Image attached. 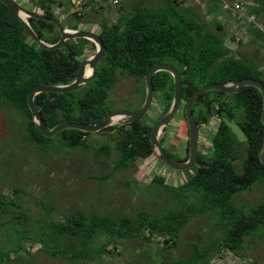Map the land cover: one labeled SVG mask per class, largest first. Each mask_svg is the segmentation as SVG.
I'll return each mask as SVG.
<instances>
[{
  "label": "trees",
  "instance_id": "16d2710c",
  "mask_svg": "<svg viewBox=\"0 0 264 264\" xmlns=\"http://www.w3.org/2000/svg\"><path fill=\"white\" fill-rule=\"evenodd\" d=\"M22 1L30 5L31 9L16 2L29 11L59 20L69 29H79V23L87 18L83 10H73L71 0ZM251 1L254 5L249 7L250 13L264 18V0ZM63 7L68 14L64 20L55 11V8ZM214 9L215 16L227 12L222 9L220 0H215ZM118 10V20L101 24L98 35L105 45V52L97 64L93 80L78 91L35 96V106L48 128H53L61 121H99L105 113L113 110L108 97L119 79L118 73L144 81L147 71L157 64L165 63L177 68L184 99L207 84L241 79L264 83V74L259 66L244 61L242 57L236 58L238 54L227 43L221 22L217 23L218 32L206 29L197 14L189 7L182 6L178 0H163V4L158 7L142 6L130 13L122 3ZM27 20L45 41L55 43L59 39V31L54 24L34 18ZM36 23L55 27L58 37H46ZM248 31L252 40L264 45V33L255 23L248 25ZM94 52V44L86 39L68 40L55 50L42 48L0 1V100L29 119L27 135L40 149H45L51 138L42 136L32 120L27 105L29 91L41 83L57 85L72 82L79 63ZM152 82L154 91L168 88L166 94L169 100L172 98L173 84L168 73H156ZM141 95L142 98L145 96L144 89ZM214 96L221 97L222 93L211 91L201 94L196 102L210 103V98ZM231 98H234L232 102L248 109L246 121L238 122L246 136L244 142H240L226 123L220 121L216 134L211 138V156L206 158L199 155L197 165L184 171L187 176L183 183L177 187L168 185L164 176L151 173V187H161L175 194L190 192L197 198V204H186L181 211L169 210L160 216L147 211H139L133 216H87L78 210L52 224L50 240L58 246L71 247L79 260L101 256L117 247L115 243L119 240L134 238L150 242L154 236H160L163 237L164 246L172 248L177 243L180 230L191 217L210 214L217 219L214 225L219 235L213 236L207 245L192 243L191 256L170 264H206L209 258L219 256L226 250L236 256L244 253L247 238L259 233L260 226L264 225V191L262 200L255 206L244 208L234 202L237 194L257 184L264 185V166L259 161L264 136L260 120L262 95L254 87H244ZM225 101L231 102L228 99ZM142 117L130 124L106 129L116 132L114 149L118 156L105 175L91 177L106 180L115 171L136 169L140 161L157 159L152 153L149 139L157 118L149 123L143 121ZM58 134L62 135L66 148L88 146L86 136L90 133L67 129ZM99 150L106 156L110 155L109 146L100 145ZM3 212L0 211V214ZM102 237L105 242L97 249L89 250L88 247ZM58 251L51 250L52 254ZM115 251L120 253L119 249Z\"/></svg>",
  "mask_w": 264,
  "mask_h": 264
},
{
  "label": "rangeland",
  "instance_id": "374dc122",
  "mask_svg": "<svg viewBox=\"0 0 264 264\" xmlns=\"http://www.w3.org/2000/svg\"><path fill=\"white\" fill-rule=\"evenodd\" d=\"M16 1L31 9L22 0ZM178 1L193 10L208 30L218 32L217 23L221 22L227 43L238 54L236 58L242 57L244 61L262 67L264 73V45L252 40L248 31L250 24L243 19V15L251 14L249 7L254 5L251 0H220L222 9L228 13H218L216 16L215 0ZM121 2L128 13L138 7L155 8L163 4V0ZM224 3H239L243 15L226 10ZM104 6L102 10L105 14L99 20V25L82 22L78 25L79 29L99 32L101 24H111V12ZM110 9L115 15L114 20H118L120 15L118 12L116 15L117 8ZM55 11L62 20L68 17L64 7L55 8ZM254 18L255 24L264 33V18L257 15ZM36 25L46 37H58L55 27L46 23ZM118 77L108 97L112 109L136 110L144 100L141 95L143 89L145 92L144 81L120 73ZM156 94L142 117L143 121L152 123L156 119ZM231 97L228 100L232 102L234 98ZM179 116L180 111L175 120L167 125L168 135L163 145L167 147L169 141H178L181 147L179 153L182 154L187 136L184 121H176ZM28 121L19 110L0 100V211H5L0 214V264H170L191 256L192 243L207 245L213 236L219 235L214 225L216 218L210 214L197 215L191 217L180 230L177 243L172 248H166L160 236H154L150 242L134 238L119 240L111 252L79 260L71 247L58 246L50 240L52 224L63 217L78 210L87 216H133L139 211L160 216L169 210L181 211L186 204H197V198L190 192L175 194L161 187H151L149 181L152 172L164 176L167 184L175 187L183 183L187 176V173L176 172L154 158L140 161L136 169L115 171L106 180L91 177L105 175L116 161L115 131L90 133L86 136L88 146L74 149L66 148L62 135L57 134L45 149H40L29 140L26 131ZM212 122L203 128L200 135L198 148L202 151L210 149L208 141L212 134L208 131L216 126V121ZM100 145L109 146V156L99 150ZM263 191L264 185L257 184L237 194L234 202L244 208L255 206L262 200ZM103 242L105 238H98L88 248L97 249ZM52 249L59 251L52 254ZM116 249L120 250L119 254ZM206 264H264V225L260 226L259 233L247 238L246 250L240 256L226 250L219 256L209 258Z\"/></svg>",
  "mask_w": 264,
  "mask_h": 264
},
{
  "label": "water",
  "instance_id": "95a60500",
  "mask_svg": "<svg viewBox=\"0 0 264 264\" xmlns=\"http://www.w3.org/2000/svg\"><path fill=\"white\" fill-rule=\"evenodd\" d=\"M23 24L31 39L39 46L47 50H55L60 48L63 43L73 39H86L94 44L95 52L84 58L78 66L75 79L67 84H46L41 83L34 86L27 95V105L32 114V120L40 131L42 136L52 138L63 130L71 129L83 133H97L105 131L109 127L123 126L140 119L149 109L153 96V77L158 72H166L173 78V97L170 107L166 113L160 117L154 124L150 132V144L153 155L163 162L170 169L182 172L191 169L197 159V138L199 124L195 121L192 114V105L195 100L204 93L217 91L224 94V98L238 93L244 87H254L258 89L262 95V112L261 122L264 127V83L254 79L233 80L221 84H207L196 89L186 101L185 117L188 127V152L189 157L186 161H178L169 157L160 144V135L164 128L173 120L181 102L182 82L179 71L170 64H157L147 71L144 84L145 96L142 104L136 110L116 109L105 113L102 118L94 123H78L72 121H61L53 128H48L42 118L40 111L34 103L35 96L41 93H68L80 90L85 84L93 80L96 74V67L102 59L105 52V45L101 37L93 32L83 31L80 29H69L61 24L57 19L47 17L38 13L29 11L25 7L19 5L15 0H0ZM28 18H34L50 22L55 25L59 31V39L55 43H49L42 39L28 22ZM231 132L240 142L246 140V136L241 127L235 121H225ZM259 161L264 166V136L262 147L260 149Z\"/></svg>",
  "mask_w": 264,
  "mask_h": 264
},
{
  "label": "flooded vegetation",
  "instance_id": "af4514ba",
  "mask_svg": "<svg viewBox=\"0 0 264 264\" xmlns=\"http://www.w3.org/2000/svg\"><path fill=\"white\" fill-rule=\"evenodd\" d=\"M171 78H172V76H171ZM172 84H173V78H172ZM167 89L168 88L164 89V87H162V88H158L157 91H153V95H154V93H157L156 94L157 95L156 101H157V107H158L157 113H156L157 120L166 113V111L170 107V104L172 101V98L170 100L168 99V96L166 94ZM182 91L183 90L181 89V102H180L179 108L177 110V113L180 111V116L176 121H184V123H185V128H186L185 133H186L187 138H186V147H185L183 153L182 154L179 153L181 147H180L178 141L177 142L169 141V143L167 144V147H164L163 142H164V140L167 139V135H168L166 133V127L167 126L164 128V130L162 131V133L160 135V144H161L162 148L164 149V151L166 152V154L169 157H171L172 159L178 160V161H186L189 157L188 127H187L186 117H185L187 99H184ZM230 96H227L224 98V94L222 93L221 97L214 96L213 98H210V100H211L210 103H207L206 101L204 103L201 101L196 102V100L193 103L191 110H192V114H193L195 121L197 122V124H199V127H198V138H197L198 155H197V159L194 163V166L192 168H194L197 165L199 155H202V156L208 158L212 154L211 153V139H210V141H208V145H210V149L208 148V151H207V149H206V151H202L201 148H198V141L200 140V135L203 133V128L206 127V125H209L210 123L213 124L212 121H216L215 128L211 129L212 132L208 131V133H211L212 137H213L216 134L217 126L220 123V121H224V122L225 121H235L237 124L240 121H246L248 109L244 108L243 105H237L236 102H228V101L226 102L225 100L228 99V97H230ZM172 97H173V93H172ZM152 98H153V96H152ZM168 103H169V105L167 107ZM165 109H166V111H164ZM177 113L175 114V116L177 115ZM175 116H174V118H175ZM174 118L172 121L175 120ZM260 120H261V117H260ZM202 121H206V122H202ZM176 136H177V134H176ZM237 163L239 164L240 162L237 161ZM188 170H190V169H188ZM182 172H184V171H182Z\"/></svg>",
  "mask_w": 264,
  "mask_h": 264
},
{
  "label": "crops",
  "instance_id": "0c3cea01",
  "mask_svg": "<svg viewBox=\"0 0 264 264\" xmlns=\"http://www.w3.org/2000/svg\"><path fill=\"white\" fill-rule=\"evenodd\" d=\"M105 5V6H104ZM99 6V8H98ZM103 6L108 10H110L111 12V18H112V22H114V18H115V15L112 13V10L110 9V5H107V4H104V3H101L99 0H87L85 6L83 7V12L86 13V20L83 22V23H88V22H94L95 24H98L99 23V20L101 18H103V14H105L103 12ZM104 8V9H105ZM114 8V7H112ZM102 10V11H101ZM95 13V14H92ZM117 12L120 14V11L117 9L116 10V15H117ZM92 14V15H91ZM111 22V23H112ZM88 25V24H87ZM99 25V24H98ZM101 29V27H100ZM86 31H89V30H86ZM90 32H93V33H96V34H99V32H95V31H90ZM260 70L262 71V67H259ZM264 74V73H263ZM254 262V261H253Z\"/></svg>",
  "mask_w": 264,
  "mask_h": 264
},
{
  "label": "built area",
  "instance_id": "2783aa9c",
  "mask_svg": "<svg viewBox=\"0 0 264 264\" xmlns=\"http://www.w3.org/2000/svg\"><path fill=\"white\" fill-rule=\"evenodd\" d=\"M99 1L101 3L110 5L114 8H117V9L120 7V4H121V0H99ZM71 2L74 5L73 10L80 12L83 10V7L85 6L87 0H71ZM224 7L226 10H230L231 12H233L239 16L243 15L241 12V5L239 3H234L233 5H229L228 3H224ZM243 16H244L243 19L246 20L249 24L256 23L253 14L243 15Z\"/></svg>",
  "mask_w": 264,
  "mask_h": 264
}]
</instances>
